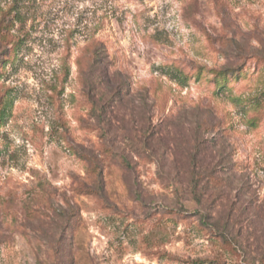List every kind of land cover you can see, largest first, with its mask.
<instances>
[{"label":"rangeland","instance_id":"374dc122","mask_svg":"<svg viewBox=\"0 0 264 264\" xmlns=\"http://www.w3.org/2000/svg\"><path fill=\"white\" fill-rule=\"evenodd\" d=\"M0 264H264V0H0Z\"/></svg>","mask_w":264,"mask_h":264},{"label":"trees","instance_id":"16d2710c","mask_svg":"<svg viewBox=\"0 0 264 264\" xmlns=\"http://www.w3.org/2000/svg\"><path fill=\"white\" fill-rule=\"evenodd\" d=\"M95 55H96V51H95ZM96 57H98V55H96ZM99 57H100V56H99ZM99 57H98V58H99ZM92 104H93V107H94V108H98V107H97V106H98L97 104H94V103H92ZM101 115H105V110L102 112ZM198 184H199V180H198V178H193V179L191 180V182L189 183L191 189L197 187Z\"/></svg>","mask_w":264,"mask_h":264}]
</instances>
